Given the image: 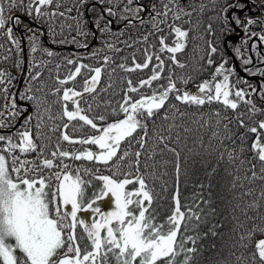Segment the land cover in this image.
I'll use <instances>...</instances> for the list:
<instances>
[{"label":"snow or ice","instance_id":"6c2138e0","mask_svg":"<svg viewBox=\"0 0 264 264\" xmlns=\"http://www.w3.org/2000/svg\"><path fill=\"white\" fill-rule=\"evenodd\" d=\"M54 2L57 8L62 6L59 0H0V33L7 36L11 43L19 49V41L13 36V27L18 26L23 21L18 16H12L11 13L23 11L33 20L64 16L65 12L48 11ZM105 2L113 5L105 10L107 16L117 17L119 15L120 19L128 20L129 24L132 21L128 15H123V13L130 14L134 19H138L141 24L146 21L139 13H148L151 17L153 30L148 35L143 36V43L148 42L150 35L163 32L162 25H166L169 29L168 34L157 36L158 52L170 54L168 59L175 67L183 69L188 66L177 58V54L186 49L190 29L177 25L176 21L182 20L183 17H191L192 12L188 11L187 8L190 7L203 12L207 5L201 3L197 9L194 4L181 5L180 0H156L148 9L143 5L132 8L130 6L134 0H127L122 13L118 14L114 10L116 0H98V3ZM119 2L123 3L124 0H119ZM251 2L254 3V0ZM157 3L161 5L159 9H157ZM212 3L217 4L219 0H212ZM73 7L78 12V16L73 17L76 21L75 31L77 34L84 38L94 35L87 29L89 20L85 17V13L93 11V8L88 5V0H76ZM246 8V0H223L216 17L221 22L220 32L223 37L229 36L236 28H243L247 31L249 25L257 23L256 19L252 17L241 18L240 14ZM72 10V8L67 9L68 12ZM170 13L171 17L169 16ZM103 19L105 16L101 13L91 23L100 30L102 36L105 34L115 35L111 28L112 20H107L104 27L101 28L100 21ZM169 19H171V23L168 22ZM9 21L13 27H8ZM185 23H191V20L189 19ZM231 25H235V28ZM49 27L54 36L55 30L51 28V25ZM27 30L32 33L29 40L32 44L31 50L35 53L39 50V40L31 27ZM208 30L209 32L212 31L211 24L208 25ZM120 34L122 35V32ZM249 35L255 36L256 33H249ZM168 36L172 37L170 42H168ZM73 39L75 41V37ZM259 39L264 41V34H260ZM124 43L129 47L131 46L127 41ZM227 43L228 41L225 40V45ZM82 46L87 47L88 45ZM106 46L115 51L121 50L112 43L106 42ZM152 47L156 46L153 45ZM43 51L49 57L54 55L51 50L44 49ZM217 51V46L209 42V57L216 54ZM236 52L240 54L241 49L236 48ZM154 57L156 63L148 79L139 81L137 85H133L132 80L128 79L125 95L117 103V106L113 108L110 103L106 105L105 110L110 115L123 116L122 119L107 123L106 126L97 123V121H106L105 114L89 115L94 104L88 101L91 99L95 102L96 95H98L97 88L103 72L101 67L93 68L82 63L78 64L69 71L66 78L57 80L58 86L50 93L56 99L51 102L48 101L47 94L36 95L31 88L20 96L21 99L31 101L35 105V115L38 121L35 125L37 135L34 137L31 131V116L25 117L26 124L24 130L17 133V142L14 143L12 138L0 135V144L6 145V147H0V264H113V262L114 264H137V262L138 264H159L160 261H163V264H189L191 259L189 253L195 250L185 248L184 237H180L178 243V233L181 224L186 219L200 220L201 217L191 207H187L184 211L181 210L178 190L173 196L174 209L172 214L167 217L166 225L165 223H157L153 213L149 212L154 199V190L149 187L145 177L151 173L141 172V167L143 166L147 170L154 168L155 165L147 163V160L152 159L151 156H148L143 164L140 160V157L144 155L142 149L145 148L149 139L147 122L149 120L153 122L151 138L157 142L156 146L163 145L162 151L167 150L173 153L179 161L180 153L175 147L169 146L170 142H173L172 134L175 132L174 142L179 144L183 139L179 129H182L183 133H189L192 128L183 123L179 125L174 123L176 119H186L188 113L181 112L177 104L169 103L170 99L188 107H202L206 103L217 102L222 104L225 109L233 111L243 102L250 106L249 117L258 110L251 100L245 99L248 93L242 89H236L231 83L230 76L234 73V69L225 68L227 61H223L216 67L212 81L201 82L196 85L195 91L177 87V81L186 84L193 77L191 75H176L171 69L169 74L164 77L167 83L153 88V82L162 77L165 61L161 59L159 54L152 53L147 48L144 49L143 63L136 62L135 56H133L131 67L125 63H121L119 67L127 72L143 70L149 67ZM108 62L109 57L105 56L103 64L107 65ZM251 62L250 57L243 59L245 65ZM67 63L72 65L76 64V61L68 59ZM207 63L211 65L213 60L209 58ZM82 69L91 75L84 76L82 86L78 90L72 82L81 76ZM194 71H202V68H194ZM245 71H251V69H245ZM260 74L264 75V69L260 70ZM4 75L5 73L0 72V85H4L3 88H0V92L6 94L7 84L11 83V80L5 81ZM39 76L40 73H37L32 79L38 80ZM215 77L222 79L217 82ZM144 88L149 89L150 92H140V89ZM106 90L103 89V91ZM36 91L42 93L43 89L38 88ZM133 92L138 93V96L132 97L130 93ZM5 99L8 98L5 96ZM82 103L86 107H82ZM53 104L59 105V112L55 116L51 114ZM161 109H164L163 113H161ZM5 112H7L6 120H14L19 115L15 96L10 99V102L5 103L3 110H0V116L5 115ZM45 114L49 120L81 122L79 125L73 126L74 130L76 127H90L94 132L93 135L74 139L66 131H61L59 139L69 144L95 145L99 151L84 149L69 152L60 150L59 143H57L56 150L50 153L52 158L44 157L43 149L47 147V144L38 145L36 141L41 138L50 139L40 131ZM214 115L217 118L215 127L223 129V134L219 131L212 132V137L218 143L216 149L218 160H223L226 156L227 163L238 165L237 171L248 164L250 165L248 171L251 172V176L245 175L244 179L264 181V143L260 140V132L264 130V120L259 121L258 126L248 127L243 118L244 113L236 114L235 123L239 128L246 127L248 132L257 134L251 149L253 159L246 160L242 158L245 149L241 147L237 150L236 148V140L243 141L245 137L240 136L234 139L236 134L229 128L231 121L223 123L227 117H221L220 112H216ZM157 116L162 121L160 124L155 122L154 118ZM167 121H173V123L165 124L164 122ZM193 123L199 124L200 121L196 120ZM5 126H7L5 123L0 122V127ZM203 126L201 124V127ZM68 127V123L63 124V129L66 130ZM51 130L58 131L60 128L57 126ZM227 140L232 141L231 148L224 146V142ZM125 141H127L128 147L132 146L133 142L140 147L134 152L128 151L127 147L121 151V144ZM195 144L203 145L198 130ZM211 150L212 145L209 144V154H211ZM189 151L194 152L195 148H191ZM29 152L37 153V161L40 162L21 159L20 154ZM9 156H11V161L8 159ZM129 157L132 159L125 166L122 162ZM65 159L102 164L112 172V175H103L99 169L93 171L88 168L83 170L76 168L73 170L69 164L64 162ZM56 160H59L60 163L57 164ZM253 160L258 161L261 165L259 173L256 172V164L253 163ZM125 167L126 170H124ZM43 168H58L60 170L48 176H39L38 170ZM73 171L75 175H73ZM175 171L178 180L180 172L178 162ZM30 172L34 175L29 176ZM13 173H15V178H13ZM117 177L122 178L117 179ZM93 180L100 183L93 187ZM129 185H136V187L129 189ZM89 188L92 189L91 193L88 191ZM247 194L250 195L251 193ZM109 197L112 198L114 210L102 212L101 208L96 205L98 201H104ZM261 200H264V191L261 192ZM260 206L262 205L253 201L241 207L244 220L250 223L245 225L243 221L238 219V226L244 231L237 239V246L243 251L236 256L235 264H257V261L259 264H264V238L256 240L255 250L246 255L253 237L257 234L264 237V213L257 212L256 215L249 217L245 209L255 211ZM82 212H90L95 215L89 222L79 215ZM78 227L81 229L79 239L76 232ZM186 227L187 225H185ZM83 240H87L88 244L82 249L81 241ZM180 256H183L182 261L177 259Z\"/></svg>","mask_w":264,"mask_h":264},{"label":"trees","instance_id":"16d2710c","mask_svg":"<svg viewBox=\"0 0 264 264\" xmlns=\"http://www.w3.org/2000/svg\"><path fill=\"white\" fill-rule=\"evenodd\" d=\"M156 0H134V3L130 6L136 8L137 5H143L145 8L150 9L151 5L155 3ZM247 8L243 13H241V18L252 17L256 19L257 23L248 26V30L245 31L243 28H236L233 34L234 36L228 40L227 45H225V37L221 35V22L218 20L217 14L223 4V0H219V3L213 4L212 0H180L181 5L194 4L198 6L203 3L207 7L203 12L187 8L188 11L192 12L191 17H183L182 20L176 21V24L188 29L189 37L188 44L184 52L178 53L177 58L188 65L186 68H178L173 66L172 62L168 59L170 54L166 52H158L159 44L157 36H165L168 34L169 29L166 25H162L164 31L157 33L156 35H150L147 43L142 42V38L148 33L152 32L153 25L151 22V17L148 13L145 15L144 24L140 22L135 23L134 19L130 14L123 13V15H128L129 19L132 21L129 24L128 20H123L117 17L107 16L105 10L113 5L110 3H98V0H88V5L93 8L90 13H85V17L89 20L87 29L90 30L94 35H89L87 38L81 37L75 31L76 21L73 17L78 16V12L73 5L76 0H59L62 5L57 8L56 3L48 9L49 12H65L64 16L56 17H44L40 20H33L31 17L24 14L23 11H13L11 15L21 16L23 23L18 26L13 27L11 21H9L8 27H13V36L19 41V49L16 45L12 44L7 36L0 33V72L5 73L3 79L5 81L11 80V83L7 84V93L4 94L0 92V110H3L5 103L10 102V99L17 94L19 83L22 77H24L23 85L19 92V101H16L17 108L19 110V115L14 120H6L7 112L2 115L0 122L5 123L7 126L0 127V135L12 138H17V133L23 131L26 121L25 117L31 116V131L34 137L37 135V129L35 125L37 124V118L35 115V105L26 99H21L20 96L27 92L29 88L33 90L36 95L47 94L48 101H53L56 99L55 96L51 95V90H54L58 84V79H64L68 75L69 71L74 69L78 64L89 65L93 68L101 67L103 72L101 75L100 84L97 88L96 100L93 102L89 99V103H93V110L89 113L90 116H94L97 113L105 114L107 119L105 122H99L102 126H106L107 123L115 122L118 119H122L123 116H113L110 115L108 111L105 110L107 104H111L113 108L117 106V103L121 101L122 97L125 95V90L128 85L126 81L131 79L133 85H137L139 81L143 79H148L151 74L152 68L155 66V57L149 67L143 70H136L134 72L124 71L119 67L121 63H125L127 66L131 67L133 64V56L138 63L144 62V49H149L152 53H157L160 55L161 59L165 61L164 71L162 77L158 81L153 82V88H156L160 84H166L167 80L164 79L169 74V70L176 75H191L193 78L186 84L177 81V86L183 88L184 86H189V84L196 79L194 75V68L190 66L189 59L187 55L193 53L196 57L200 56L198 52H204L202 57L198 60L201 61L206 66L207 72L204 75L208 81H210L209 76L211 72H214L218 59L228 60V68H234V73L230 76L232 78V84L236 89H242L248 95L245 99L251 100L252 104L255 105L258 110L254 115L249 117L250 106L241 102L238 108L233 111L231 109H225V107L217 102H212L211 104L206 103L202 107L196 106H185L178 102L171 100L169 103H175L180 108L181 112H187L188 117L186 119H176L175 124L179 125L181 123L192 128L189 133H183L181 131L183 139L179 144L174 142L175 132H173V142H170V147H175L180 153L179 161H177L176 156L167 151L163 150V145L159 147L156 146V141L151 138L153 130V122L149 120V139L147 145L142 151L144 155L140 157L143 162L148 156L152 159L147 160V163L152 165L154 168H149L145 170L143 166L141 167V172L151 173L146 175V180L154 190V199L152 201L149 212H152L156 218L157 223H165L169 215L172 214L174 209L173 196L179 191L181 210H186L187 207H191L193 211L198 212L201 219L200 220H185L181 224L180 232L178 233V243L180 237H184L185 248H192L195 251L189 253L191 259L189 264H235L236 256L240 255L243 251L237 246V239L239 235L244 231V229L238 226L239 221H243L245 225L249 224V221L244 220V216L241 213V207L247 205L253 201H256L259 205L257 210H248L247 215L249 217L256 215L257 212L264 213V200H261V192L264 191V184L261 180L257 179L255 181L244 179L245 175L251 176V172L248 171L250 165L245 164L242 168L237 171L238 165L227 163V158L218 160L216 149L218 148L217 141L212 137L213 131H219L223 134L222 128H216L217 118L214 115L216 112H220L221 117H227L223 123H229V128L232 132L236 134V137L243 136L245 139L243 141L236 140V148L239 150L241 147L245 149L243 152V159L252 160V144L256 139L255 133L247 131V128H239L236 121L237 113H244V120L246 126H258V122L264 120V75L260 74V70L264 69V41L259 39L260 34H264V0H246ZM127 0L120 3L116 0V6L114 10L120 14ZM161 7L157 3V9ZM72 8L71 12L67 9ZM215 9V10H213ZM216 12V13H215ZM101 13L104 14L105 19L100 21L101 28L104 27L107 20H112L113 25H111L113 33L115 35H101L99 29L95 28L91 23L95 20ZM216 14V16H215ZM231 14V13H230ZM139 15L142 17L144 12H140ZM171 17V13L169 14ZM214 17L216 18L219 27L216 25L212 26V31L209 32L208 25L211 24L210 21ZM191 20V23H185L187 20ZM171 23V19L168 21ZM123 28L115 30L112 26H122ZM51 28L55 30V35L53 36ZM39 26V27H38ZM31 27L35 32L39 40V50L35 53L32 52V44L29 40V36L32 35L27 29ZM235 28V25H231ZM217 31V32H216ZM241 31L243 35L240 37ZM44 32L46 33V40H44ZM95 32L97 34V42L94 47L85 51H78L84 48L82 45H89L94 39ZM122 32V35L120 34ZM249 33H256L255 36H250ZM75 37V41L74 38ZM172 40L171 36H168V42ZM127 41L130 47L124 43ZM139 41V42H138ZM107 43H112L120 51H115L109 49L106 46ZM209 42L212 44H218V48L225 51V55H220L215 57L213 54L209 57L208 47ZM155 45L156 47H152ZM200 46H202L200 48ZM236 48L241 49V53L236 52ZM44 49L51 50L54 55L49 57ZM201 49V51L199 50ZM26 56V57H25ZM109 57V62L107 65L103 64L104 57ZM226 57V58H225ZM251 58V63L245 65L243 62L244 58ZM26 58V60H25ZM211 58L213 64L209 65L207 60ZM68 59L76 61V64L69 65L67 63ZM236 60L238 66L244 74V78L235 70L233 65V60ZM242 59V60H241ZM27 63V68L25 64ZM37 65H39L37 67ZM245 69H251V71H245ZM114 70V71H113ZM203 71V70H202ZM37 73H40L38 80H33L32 77ZM85 75L90 76L91 73H85L82 69L81 76L77 77L75 81L72 82L79 90L83 83V78ZM250 77H254L251 79ZM175 78V77H174ZM203 78V77H202ZM221 78V77H219ZM198 80L200 78H197ZM109 85H111L109 87ZM4 85H0L3 88ZM40 88L43 92H37L36 90ZM103 89H107L103 91ZM140 92L149 93L150 90L147 88L140 89ZM132 97H137L138 93H130ZM5 96L8 98L5 99ZM96 105H99L98 107ZM82 107H86L82 103ZM167 108V105L165 106ZM59 112V105L53 104L51 107V114L55 116ZM164 109H161V113ZM26 115V116H24ZM24 116L21 121L20 126L16 127L19 120ZM202 118V119H201ZM156 124H160L162 121L160 117L154 118ZM199 120L200 123H193V121ZM68 123L69 127L65 130L63 129V124ZM79 121L68 122L66 120H49L45 114L43 120V126L40 131L46 137L50 139H38L37 144H47V147L43 149V156L51 159V151L56 150L57 143H59L60 150H66L69 152L82 151L84 149H90L94 152H98L99 149L95 145H81V144H69L66 141L60 140L61 131H66L74 139H79L84 136L93 135L94 132L90 127L84 126L82 128L73 126L79 125ZM165 124L173 123V121L164 122ZM201 124L204 126L201 127ZM59 126L60 130L52 131L51 129ZM16 127L15 130L8 132ZM197 130L199 137L203 141V145H194V141L197 138ZM260 140L264 143V130L260 132ZM212 145L211 154H209L208 146ZM224 146L231 148L232 141L227 140L224 142ZM0 147H6L4 144H0ZM127 150L134 152L139 149V145L133 142L132 146H127V141L121 144V151ZM195 148L194 152H190L189 149ZM154 149V151H153ZM39 151V149H38ZM21 159L25 161L37 162V153H27L20 154ZM11 161V156L8 157ZM132 157L124 160L122 163L126 166ZM57 164L60 163L59 160L55 161ZM65 163L70 165L71 169L84 168L91 169L93 171L99 169V172L103 175H112V172L102 164H94L89 161H73L65 159ZM177 162L180 165L179 179L177 180V174L175 167ZM256 164V172H260L261 165L258 161L253 160ZM60 169L53 168L47 169L43 168L38 170L39 176L51 175ZM126 170V167L125 169ZM67 171V170H65ZM15 177V173H13ZM23 175V173H21ZM34 175L29 173V176ZM73 175L75 172L73 171ZM239 177V179H236ZM88 178V177H86ZM122 177H117L121 179ZM56 181H53V183ZM100 182L93 180V187H96ZM136 187V185H129L128 188ZM91 193L92 189H88ZM251 193L250 195L247 193ZM147 215V214H146ZM185 225L187 227L185 228ZM191 238V239H189ZM264 238L259 234L253 237L251 246L247 250V254H250L255 250L256 240ZM178 261L183 260V256L177 257ZM114 264V262H113ZM138 264V262H137ZM159 264H163L160 261ZM257 264L259 262L257 261Z\"/></svg>","mask_w":264,"mask_h":264},{"label":"rangeland","instance_id":"374dc122","mask_svg":"<svg viewBox=\"0 0 264 264\" xmlns=\"http://www.w3.org/2000/svg\"><path fill=\"white\" fill-rule=\"evenodd\" d=\"M216 13V12H215ZM145 14H146V12H144V15L142 16L143 18H144V16H145ZM231 15V14H230ZM13 16H18V17H20L21 18V16H19V15H13ZM215 16H216V14H215ZM137 22H139V20H136L135 21V23H137ZM210 23H211V25L212 26H214V25H216V28H218L219 27V23H218V21H217V19L215 18L214 19V17L211 19V21H210ZM112 25H113V22H112ZM123 25V24H122ZM125 26V25H124ZM123 26V27H124ZM39 27V26H38ZM120 27L121 26H115V27H113L115 30H118V29H120ZM122 27V28H123ZM185 29H188V27H186ZM217 32V31H216ZM241 35V34H240ZM44 36H46V33L44 32ZM96 42H97V34L94 36V39L92 40V42L87 46V47H84V48H82V49H79L78 51H85L84 49H86V50H89V49H91L92 47H94L95 46V44H96ZM215 44V43H214ZM215 46H218V44H215ZM202 46H200V48H201ZM219 47V46H218ZM200 51H201V49H199ZM199 53V55L200 56H195L193 53H190V54H188L187 55V58L189 59V62H190V66H192L193 68H196V69H201L202 68V70L203 71H194L195 73H194V75L196 76V79L194 80V81H192L190 84H189V86H184L183 88H181V87H179V88H181V89H184V90H189V91H194V90H191L192 88H196V85H198V84H200L201 82H203V81H205V80H207L206 78H204V75H205V73L207 72V68H206V66L203 68V63L201 62V61H199L198 60V58L199 57H202V55L204 54V52H198ZM223 54L225 55V51L224 50H222V49H219L218 48V51H217V53L216 54H213L215 57H217V56H219L220 57V55L221 56H223ZM26 57V56H25ZM226 58V57H225ZM25 60H26V58H25ZM242 60V59H241ZM223 61H227V63H226V65H225V68H228V60L226 59H224V60H220V59H218V63H217V66H219V64L220 63H222ZM234 62H233V65H234V67H235V70L241 75L240 77H242V78H244V74H243V72L241 71V69H240V67L238 66V63H237V61L234 59L233 60ZM243 63V62H242ZM25 68H27V63L25 64ZM232 68V67H231ZM234 69V68H233ZM214 75H215V71L214 72H211V74H210V76H209V79H210V81H212L213 80V77H214ZM203 77V78H202ZM23 78V81H24V77H22ZM21 78V79H22ZM197 78H200L199 80L197 79ZM251 79H253L254 77H250ZM215 79H216V81L217 82H219L222 78H219V77H215ZM21 81V80H20ZM230 81L232 82V78L230 77ZM23 85V84H22ZM178 87V86H177ZM21 90V89H20ZM16 101H19V94L17 95L16 94ZM24 116H26V115H24ZM24 116L21 118V119H23L24 118ZM2 118V116H0V119ZM21 121L22 120H19V123L16 125V127H18V126H20V124H21ZM16 127H14L12 130H8V132H11V131H13V130H15L16 129ZM2 130H0V132H1ZM17 140V138H14V141H16ZM9 159V158H8ZM13 175V174H12ZM13 178H15L14 177V175H13ZM262 182V184H264V181H261ZM54 183H56V182H54ZM133 188V187H132ZM131 189V188H130ZM96 206H98V207H100L101 208V211L102 212H109V211H113L114 210V204L112 203V198L111 197H109V198H106L104 201H98V203H97V205ZM134 207V206H133ZM82 218H85L86 220H88L89 222L91 221V218H92V216H94L95 214L94 213H90V212H82V213H80L79 214ZM76 232H77V238L79 239V237H80V235H81V229L78 227L77 228V230H76ZM86 244H88V241L87 240H83V241H81V248L83 249V247L86 245Z\"/></svg>","mask_w":264,"mask_h":264},{"label":"water","instance_id":"95a60500","mask_svg":"<svg viewBox=\"0 0 264 264\" xmlns=\"http://www.w3.org/2000/svg\"><path fill=\"white\" fill-rule=\"evenodd\" d=\"M135 22V21H134ZM124 25H122L120 28H122ZM112 27H114V26H112ZM95 35H96V32H95ZM44 40H46V36H44ZM84 50H86V49H84ZM22 84H23V78L21 79V81H20V83H19V87H18V91H17V95L19 94V92H20V89H21V87H22ZM195 89L196 88H192L191 90H194L195 91ZM22 120V119H21Z\"/></svg>","mask_w":264,"mask_h":264},{"label":"flooded vegetation","instance_id":"af4514ba","mask_svg":"<svg viewBox=\"0 0 264 264\" xmlns=\"http://www.w3.org/2000/svg\"><path fill=\"white\" fill-rule=\"evenodd\" d=\"M146 14H147V12H146ZM145 14V15H146ZM144 18H145V16H144ZM243 35V31H241V35H240V37ZM234 35L233 34H230L229 36H227V37H225L226 39L225 40H229L230 38H232ZM217 48H218V46H217Z\"/></svg>","mask_w":264,"mask_h":264}]
</instances>
